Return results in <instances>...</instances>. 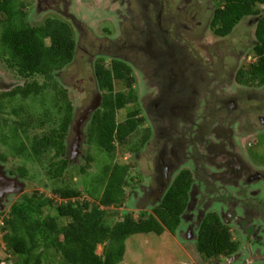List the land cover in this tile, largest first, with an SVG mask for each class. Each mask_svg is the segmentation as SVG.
I'll list each match as a JSON object with an SVG mask.
<instances>
[{"label":"trees","instance_id":"obj_1","mask_svg":"<svg viewBox=\"0 0 264 264\" xmlns=\"http://www.w3.org/2000/svg\"><path fill=\"white\" fill-rule=\"evenodd\" d=\"M223 2L225 7L216 10L213 18V26L220 35L229 34L244 17H259L253 50L255 61L239 70L238 81L264 84V0ZM17 7L18 0H0V12L9 14L7 20H0V59L24 79L23 84L12 90L0 92V113L15 116L13 123L6 117L0 120V142L14 156L33 162L43 163L48 152L46 174L54 184L52 196L39 190L23 193L7 213L0 210V252H10L13 264H119L131 236L161 235L167 230L175 233L188 207L193 173L187 168L181 170L152 211L125 210L122 218L110 223L108 218L115 213L111 208L124 204L132 169L129 163L115 161V154L118 148L129 146V139L145 120L140 116L141 109L135 106L138 96L133 89L136 81L133 71L120 60L106 64L99 59L95 63L102 101L91 117L87 133L90 142L113 161L103 164L89 184L75 180L67 175L69 158H65V140L75 120V108L68 89L56 77L76 57L73 27L58 18L32 25L24 14L17 15ZM38 76L44 78L43 82ZM122 84L125 90L119 89ZM125 108L127 116L118 122V112ZM52 120L55 128L42 135H29L30 128L43 129ZM7 156L0 153V163H5ZM18 170L21 177H27L25 166ZM84 194L90 199L83 198ZM196 237V248L205 259L228 258L239 249L232 230L214 211L204 216ZM99 245L101 253H97ZM5 262L0 255V264Z\"/></svg>","mask_w":264,"mask_h":264},{"label":"rangeland","instance_id":"obj_2","mask_svg":"<svg viewBox=\"0 0 264 264\" xmlns=\"http://www.w3.org/2000/svg\"><path fill=\"white\" fill-rule=\"evenodd\" d=\"M119 1V6L122 11L128 8L127 6L122 5L123 3H125V0ZM169 10L173 9L169 8ZM28 12L29 10L27 11V13ZM29 15L30 17H25V20H27L28 18L27 21H29V23H31L32 25H40L44 23L45 19L48 16H54L55 14L51 9L40 10L39 8H35V6L32 5L30 7ZM137 16L138 15H135L134 18H136ZM140 20L138 22H136L135 20L124 22L121 26L122 34H124L125 32V34L127 35L131 34L130 37L134 36L132 33L133 30L130 33V30L128 31L127 28H133L134 24L136 23L141 24L140 22L142 21ZM247 21L248 20L246 19L242 21L241 24L236 27L234 34L236 37L244 39V43L248 44V41H254L253 39L255 38L256 25L248 26ZM100 28L102 29V26ZM74 33L76 40L81 45V41H84L85 39V33L82 34L76 31H74ZM172 38L176 40L173 35ZM235 39L237 40V38ZM202 42L203 41L199 36L195 35L194 37H189V35H186L185 33V37L180 40L179 43L183 47H186L187 45V48H185V50H177V56H175L177 57V59H180L178 60V64L176 62V59H161L163 63L162 65L165 66V71L162 68L157 70L155 66L150 67L149 70L142 69L144 73L140 72L136 74V81L134 83L133 89L138 96V101L135 106H138L141 109L140 116H144L145 120H143V124L141 125L139 130L129 139V146L118 148L117 153L115 154V161L129 163L132 165V169L128 178V183L125 187L126 199L124 201V204L120 205L119 207L111 208V210H113V212L115 213L109 216L108 221L110 223H113L115 222V220L122 218L125 210H135L137 212H139V210H143L144 212H150L153 210V206L149 204V202H152L153 198H155V195L159 193L158 184L161 174L157 166V160L155 157L157 153L160 152L161 148L164 147L168 152H170L171 149L177 148L176 150H178L180 153H182L183 151L190 152L191 154L194 153V151L192 150L190 135L196 130L200 129L199 127H197V124L189 128L185 126L186 123L184 124L183 122H181L180 116H176V113H171L165 108L164 113L162 110L163 117H161L162 115H153L152 112L146 115V107L150 108L152 99L158 96L159 98L165 99L166 102L163 105H165L167 108H169L168 105L170 104L172 106L176 104L178 105V103L182 105L183 103L180 100H188L189 102H191V104L194 103L195 105L192 111L195 114L198 112L201 115L200 116L196 114L201 118L199 120V125H203L204 121L208 122L209 133H207L206 135L209 134L208 138H210L211 140L212 138H215L216 142L218 141V144H222V141L220 140L221 137H218V134L221 132L228 133V126L222 123L223 121H225L224 115L222 114L221 118L217 120L218 114L216 110L217 107L221 105L222 98L226 96L219 95L220 93H217L215 97L213 96L210 99L208 96H206V99L209 100V104L207 103V100L206 104H203L205 102L204 94H208L206 93V88L209 87V83L205 85L204 83L208 82L211 78H214V73L218 72L215 70L217 65L214 67L211 66L213 57H215V47L209 49L207 54L206 51H203V49L207 50V48L201 46ZM157 45L159 46H156V44L154 45V52L158 49L162 50L165 48L161 44V41H159V38ZM180 52L185 53V58L184 56L183 58L179 57ZM134 55L137 58L139 57V54ZM225 56H227L228 59V55L226 54ZM129 57L132 58L131 55ZM234 61L235 60L231 59L229 65H224L225 69H221L219 72V77L226 76L227 86L225 88H228L229 91H231V89L233 88H236L235 86H232V83L229 84L231 82L229 81V79L233 77V73L236 71L235 68L239 66ZM253 61H255V59ZM170 62H175V66L180 70V73H182L178 75L179 80L177 83L172 82L174 84L170 83L169 79H167V77L165 76V74L168 73V67L171 66ZM244 65L248 64H243V66L240 67H244ZM174 73L177 74L178 70L176 69ZM200 74L201 76H199ZM202 74L204 79L202 77ZM220 74H222L223 76ZM56 77L68 89L69 97L73 102V106L75 108V120L73 122L72 129L65 140L67 145V154L65 158H69L70 161L66 172L67 175H72L75 180L79 179L80 181H82V183L86 182L87 184H89V180H91V177L96 176L100 173L103 164L109 162L110 160L113 161V159H110L106 153L102 152L95 143L90 142L87 133L90 121H88L80 129L82 131L81 136L83 140L81 142L79 140L80 144L77 147V151L74 152L75 155L72 158L70 157V152L72 150L71 146L74 144L77 137V124L83 118L85 109L91 103V98L96 94L98 89L94 69L93 66L89 63L85 52L81 50L77 53L75 60L71 64L66 66L63 70H61ZM37 78L40 82H43L44 80V78L41 76H38ZM23 83L24 79L20 78L14 71H11L9 68H7L6 63L2 59H0V92L12 90L15 86L21 85ZM222 85H225V83ZM119 86V89L121 90L126 89L124 84ZM172 89H176L177 93L180 92L182 96L177 99L174 94H172L173 92H175ZM241 89H244V87H241ZM193 96L194 99H191V97ZM248 103V108L253 105V103L251 102ZM244 106H246V104ZM38 109L40 108L38 107L35 111H38ZM127 113L128 108L120 110L117 115L118 122L123 121L126 118ZM35 114L37 115V113ZM203 114H209L210 117L203 118ZM4 117L10 120V122L12 121V123L13 119H15V116L12 114L7 115L5 112L0 113L1 121ZM192 119L197 120L193 115ZM245 119L246 118H244L239 124L232 123L233 133L236 131L240 132L239 134H236L237 136H245L243 134L246 130L244 126L247 125ZM152 124L155 126V130L153 129L154 134H163L158 140L155 138L156 136L154 137L152 134ZM56 126L57 125L55 124V121H48L47 127L43 129L37 130L30 128L29 135H42L50 131L52 128H55ZM9 127L10 125L5 127L6 132H8L7 129H9ZM184 131H192V133H187L182 136ZM146 135L148 138L145 140ZM181 136L184 139H181V141H179V137ZM159 140L161 142H159ZM25 141L26 143H29L28 139H25ZM249 141L253 142V145L249 147V153L247 152L246 154L244 152V148H241L239 143L237 144L236 152L242 155L246 162L252 165L254 164L257 168L261 167L260 169L264 170V129L259 131L256 137H254L253 135L250 136ZM200 145L204 146V142H200ZM247 149L248 147H246V150ZM199 151L200 150H198V152ZM0 153L8 155L7 161H5V163L3 162L6 169L8 171L12 170L14 175H18L19 179L26 183L21 192L19 191V193L10 196L9 200L6 202L4 213H7L9 211L10 205L13 204V202L21 199L23 193H32L35 190H39L41 192H44L45 194L52 196L51 188L54 184V180L50 179L46 174L47 162L50 159L47 155L48 152L44 157L46 162H33L32 159L21 156H14L13 154H11V152H9L8 148L5 145H2V143L0 142ZM59 158L60 157H58V159ZM187 164L182 165L178 170L181 171L182 169L186 168L191 169L192 166L189 163ZM21 166H25L27 168V177H21L18 173V168ZM201 166L199 167V170L200 174L203 175V167ZM206 167L207 165L205 164L204 168L206 169ZM81 170H84L85 173H82ZM194 179V181H196L197 183L195 187L202 190L204 185V183H202L203 181H200V179L198 178ZM194 185L195 184L191 185L190 195L194 188ZM2 187L3 186L0 185V189ZM242 188L243 189L237 188L232 185L228 187V191L230 193V196L241 198L246 204L250 203L248 204L250 207H248V205H244V203H237L234 205V202L236 200L229 201V205L226 199H220L219 203H215L216 199H207L205 197H202L200 196V192V194L195 195V198L197 199L194 207H192L191 209V207L188 205V207L186 208L183 218L175 233L167 230L161 235L150 233L135 234L131 236L126 241V253L124 259L119 264H264V245L259 246L258 244H253L252 248L255 249V253L257 252L258 247H260L259 249L260 251H263V253L262 255L251 256L250 250L248 248L249 244L247 241L249 236H257L260 234V236L263 235L260 242L264 243V181L242 184ZM83 198L90 199L86 194L83 195ZM159 201L160 200H158L157 203ZM190 201L191 198L189 202ZM157 203L154 204V206H156ZM231 204L234 205V212H236L240 218H244L249 215L248 221L245 220V222L247 221L246 223L238 224L236 221H232L231 224L230 222L228 223V226L232 230L234 238L239 241V249L236 254L240 253L241 256L239 255L238 258V256L234 254L230 256V258L221 256L220 258L205 259L198 252L195 244L197 240L196 236L199 231L201 222V220L200 222L198 221V211L200 209H203L204 211H206V214L212 211L217 212L220 216V219L224 223H226V220L223 217V213H225V211L226 213H228L227 211L229 210V206ZM206 205L208 206L205 207ZM257 205H260V207H256ZM49 212L56 215L54 210L50 209ZM139 215L140 213H137L136 217H138ZM62 223L65 224L66 221L63 220ZM247 223L250 225V227H246ZM253 225H255V227H253ZM101 251L102 246L99 245L97 248V253H101ZM252 252L254 253V251ZM0 255L3 257V259H6V262L4 264H13L14 256L10 252H6L5 250H3L0 252Z\"/></svg>","mask_w":264,"mask_h":264},{"label":"flooded vegetation","instance_id":"obj_3","mask_svg":"<svg viewBox=\"0 0 264 264\" xmlns=\"http://www.w3.org/2000/svg\"><path fill=\"white\" fill-rule=\"evenodd\" d=\"M119 2V0H18V7L15 11L17 15L18 13L20 16L24 14L25 19V17H30L29 13L32 5L40 10L51 9L55 15L48 16L45 21L50 18H58L71 24L74 31L82 34L85 33V39L81 41V45L77 41V53L83 50L89 63L93 66V69L95 68V63L99 59H104L106 64L111 63L113 60H120L131 67L135 78L136 74L140 72L144 73L142 69L149 70L150 67L156 66L157 70L160 68L164 70L165 66L162 65L161 59H176L178 64V60L180 59L176 57L177 50H185V48H187V45L183 47L179 43V41L185 37V33L189 35V37H194L195 35L199 36L203 41V45L201 43V46L207 48V50L203 49L207 54L209 49L215 47V57H213L211 66L214 67L217 65L215 70L218 73H214L215 77L204 83V85L209 83V87H207L208 89L206 88V93L208 94H204L205 102L203 104H206V96H208L209 99L213 96L215 97L217 93L226 96L222 98V103L216 110L218 114L217 120H219L223 114L225 121L222 123L228 126L229 131L228 133L221 132L218 134V137H221L220 140L222 141V144H218L215 138L211 140L208 138L209 134L206 135L209 133V123L204 121L203 125H199V120L201 118L197 115L200 114L197 112L196 115L192 111L194 109V103L191 104L188 100H180L183 103L182 105L177 102L178 105L172 106L170 104L168 105L169 108H167L163 105L166 102L165 99L159 98V96L152 99L150 108L146 107V115L152 112L153 115L157 114L163 117L165 108L171 113H176V116H180L181 122L184 124L186 123L185 126L190 128L197 124V127L200 129L193 133L192 131H184L182 134L183 136L184 134L192 133L190 135V140L194 153L191 154L185 151L180 153L176 150L177 148L171 149V151L168 152L164 147L157 153L155 158L161 174L158 184L159 193L155 195V198H153L152 202H149V204L155 207L154 204L161 199L165 190L179 173L180 170L178 169L187 163L192 166L190 170L193 173V177L200 179V181L204 183L203 189L200 190L195 187L197 183L194 181L193 184L195 185L191 192V201L188 203L191 209L196 203L197 198H195V195L200 194V192V196L202 197L216 199L215 203H219L220 199H226L228 205L231 200H236L234 205L237 203H244V200L241 198L230 196L228 187L233 185L243 189L242 184L264 181V170L260 169L261 167L257 168L254 164L252 165L246 162L242 155L236 152L237 144L239 143L241 148H244V152L246 154L247 152L249 153V147L253 145V142L249 141L250 136L253 135L256 137L259 131L264 129V84L253 85L238 81V70L242 68L240 66H243V64H250V62L255 59L253 50L257 44V39L256 29L254 41L250 40L248 44L244 43V39L236 37L234 31L245 19L248 20V26L256 25L259 17L251 15L242 18L229 34L223 36L218 34L216 32L217 29L213 26V18L216 10L225 7L223 0H125V3L122 5L128 8L124 11L120 8ZM169 8L173 10H169ZM27 9L29 10L28 13ZM135 15L138 16L134 18ZM8 16V12H0V20L5 21L8 19ZM134 20L136 22L139 20L142 21L140 22L141 24H134L133 28H127L128 31L130 30V33L133 30L132 33L134 36L130 37L131 34L127 35L124 31V34H122L121 26L123 23ZM101 26L102 29L100 28ZM172 35L176 40L172 38ZM158 38L165 48L162 50L158 49L154 52V45L156 44V46H159L157 45ZM235 38H237V40ZM182 52H180L179 57L183 58L184 56L185 58V53ZM134 54H139V57L137 58ZM226 54L228 55V59L227 56H225ZM130 55L132 58L129 57ZM231 59L235 60L234 62L239 66L235 68L236 71L233 73V77L229 79V81H231L229 84L232 83V86L236 88L229 91L228 88H225L227 86L226 76L220 74L223 77H219V72L221 69H225L224 65H229ZM174 63L175 62L170 64L171 66L168 67L167 70L168 73L165 74L170 83H177L179 80L178 75L182 74ZM176 69L178 70L177 74L174 73ZM199 76H201V74ZM222 82H224L225 85H222L224 84ZM241 87H244V89H241ZM172 90L175 91L172 94H174L177 99L182 96L180 92L177 93L176 89ZM192 98L194 99V96L191 97V99ZM101 101L102 94L98 87L96 94L91 98V103L85 109L81 122L77 124L78 129L76 132L79 131L78 136L81 141L83 139L80 129L91 120L94 111L101 105ZM208 101L209 100H207V103ZM248 102L253 103L249 108ZM245 104L247 107L244 106ZM93 107H95V109L92 112ZM209 114H203L202 117H210ZM192 115L197 120H193ZM244 118H246L245 122L247 124L244 126L246 130L244 129L245 132L243 134L245 136H237L236 134L240 132L236 131L233 133L232 123L239 124ZM152 127V134L154 137L156 136L155 138L158 140L163 134H154L155 126L153 125ZM182 136L179 137V141L184 139ZM159 142L161 141L159 140ZM200 142H204V146H201ZM246 147H248L247 150ZM198 150H200V153ZM205 164L207 165L206 169L204 168ZM200 166L203 167V175L200 174ZM2 172L4 176L9 179L6 180L7 187L0 196V210L4 211L6 202L9 200L10 196L19 193V191L21 192L26 183L20 180L18 175H13L7 169L1 167L0 173ZM248 204L244 203V205ZM234 205L231 204L229 206L228 213H226V211L223 213L226 223L228 224L230 222L231 224L232 221H236L238 224L246 223L249 215L240 218L238 214L234 212ZM260 205L256 207H260ZM207 206L208 205L205 207ZM248 207L250 206L248 205ZM205 212L206 211L203 209L198 211L197 217L199 222L204 218ZM245 220L247 221L245 222ZM247 224L246 227H250V225ZM253 227H255V225H253ZM261 238L262 236H260V234L248 237V248L251 256L262 255L263 251H260V247L257 248L256 253L255 249L252 248L253 244H258L259 246L264 245L263 242H260ZM252 251H254V253ZM236 255L238 258L239 255L241 256L240 253Z\"/></svg>","mask_w":264,"mask_h":264},{"label":"clouds","instance_id":"obj_4","mask_svg":"<svg viewBox=\"0 0 264 264\" xmlns=\"http://www.w3.org/2000/svg\"><path fill=\"white\" fill-rule=\"evenodd\" d=\"M81 122V121H80ZM78 129V128H77ZM77 133V137H76V139H75V142H74V144L71 146V148H72V150H71V152H70V157L72 158L75 154H74V152H76L77 151V147L79 146V140H80V142H81V139L79 138V131H77L76 132ZM78 142V143H77ZM76 144H77V146H76ZM74 150V151H73ZM70 162V161H69ZM5 168L6 169V167H5V165H4V163H0V168ZM3 170V169H2ZM183 170V169H182ZM10 172V171H9ZM3 173V172H2ZM11 173V172H10ZM12 174V173H11ZM14 175V174H13ZM8 179V178H7ZM7 182V181H6ZM6 182H0V185H2L3 187L2 188H6L7 187V184H6ZM14 203V202H13ZM12 205V204H11ZM11 207V206H10ZM229 225V224H228ZM229 258V257H228Z\"/></svg>","mask_w":264,"mask_h":264},{"label":"water","instance_id":"obj_5","mask_svg":"<svg viewBox=\"0 0 264 264\" xmlns=\"http://www.w3.org/2000/svg\"><path fill=\"white\" fill-rule=\"evenodd\" d=\"M97 107V106H96ZM94 109H95V107H93V109H92V112L94 111ZM78 143V142H77ZM76 146H77V144H76ZM0 179H1V181L2 182H6V180H9V179H7L5 176H4V173H0ZM4 190H5V188H1V190H0V196L2 195V193L4 192ZM192 196H190V198H191Z\"/></svg>","mask_w":264,"mask_h":264}]
</instances>
